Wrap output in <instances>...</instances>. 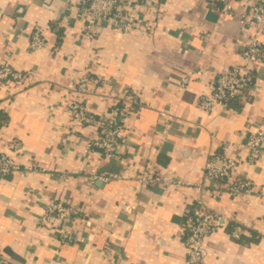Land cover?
Wrapping results in <instances>:
<instances>
[{
  "label": "crops",
  "instance_id": "0c3cea01",
  "mask_svg": "<svg viewBox=\"0 0 264 264\" xmlns=\"http://www.w3.org/2000/svg\"><path fill=\"white\" fill-rule=\"evenodd\" d=\"M80 1L0 0V63L30 72L20 91L0 90V153L22 169L38 166L0 179L6 264H184V222L201 196L222 224L205 241L206 264H264V197L232 196L204 175L212 155L245 156L250 132L264 131V60L251 97L198 107L215 77L240 62L249 38L241 16L255 1L139 0L141 29L101 26L93 40L82 35ZM35 29L48 43L38 52L29 49ZM84 76L90 111L130 112L118 158L86 153L96 127L79 126L66 110ZM132 94L139 104L129 105ZM148 164L182 187L139 188ZM236 175L264 185V152ZM61 198L78 208L70 244L38 223L45 204Z\"/></svg>",
  "mask_w": 264,
  "mask_h": 264
},
{
  "label": "built area",
  "instance_id": "2783aa9c",
  "mask_svg": "<svg viewBox=\"0 0 264 264\" xmlns=\"http://www.w3.org/2000/svg\"><path fill=\"white\" fill-rule=\"evenodd\" d=\"M249 8L242 14L244 30L249 38L244 45L241 60L226 72L218 74L214 79L211 94L201 96L198 107L211 111L216 106L230 108V102L245 96H252L257 89L255 77L256 68L264 60V43L260 36L264 34V0H254ZM139 0H81L80 13L83 22L82 35L87 40H93L98 30L107 28L118 34H128L142 28L138 19ZM48 43L40 29H35L31 35L29 49L42 51ZM200 74L201 72H197ZM30 72L14 68L9 62L0 63V90L20 91L28 80ZM90 78H80L74 88V94L66 105L67 112L76 117L79 126L96 127V138L89 141L85 152L94 149L106 158H118V151L127 138V127L122 121L130 114L126 107L116 105L106 114L98 115L90 111L82 99L89 92ZM138 95H128L129 105L139 104ZM162 117L165 116L163 112ZM118 120H121L118 121ZM11 148L20 151L19 142L12 141ZM264 152V131L250 132L245 143V156H231L227 154H214L205 164V178L211 182L223 184L224 191L238 197L247 194L264 197V185L258 186L249 179H242L236 173L242 163H256ZM38 166L31 164L21 168L18 161L6 154L0 153V179L11 174L21 172H36ZM112 176H106L110 180ZM120 176H117L119 178ZM139 188L143 186L161 185L163 187H182V182H177L164 176L158 171L156 164H148L145 171L136 177ZM203 193H212L204 185L198 186ZM218 193V192H217ZM185 222V247L187 256L184 264H206L205 241L222 225L219 217L208 209L205 198L201 196L191 204ZM76 205L57 199L45 204L38 223L42 227L55 233L60 242L70 244L75 241L71 232L73 218L77 215ZM0 264H6L5 256L0 248Z\"/></svg>",
  "mask_w": 264,
  "mask_h": 264
},
{
  "label": "trees",
  "instance_id": "16d2710c",
  "mask_svg": "<svg viewBox=\"0 0 264 264\" xmlns=\"http://www.w3.org/2000/svg\"><path fill=\"white\" fill-rule=\"evenodd\" d=\"M237 100V99H236ZM234 100H232L231 102H230V104L233 102Z\"/></svg>",
  "mask_w": 264,
  "mask_h": 264
}]
</instances>
